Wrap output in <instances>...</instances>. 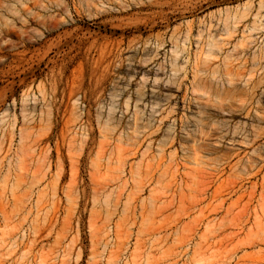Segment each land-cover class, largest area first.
Wrapping results in <instances>:
<instances>
[{
  "label": "rangeland",
  "instance_id": "obj_1",
  "mask_svg": "<svg viewBox=\"0 0 264 264\" xmlns=\"http://www.w3.org/2000/svg\"><path fill=\"white\" fill-rule=\"evenodd\" d=\"M261 211L264 0H0V264H264Z\"/></svg>",
  "mask_w": 264,
  "mask_h": 264
},
{
  "label": "bare ground",
  "instance_id": "obj_2",
  "mask_svg": "<svg viewBox=\"0 0 264 264\" xmlns=\"http://www.w3.org/2000/svg\"><path fill=\"white\" fill-rule=\"evenodd\" d=\"M23 6V5H22ZM160 38V37H159ZM159 42V41H158ZM213 46H215V45H213ZM135 48V47H134ZM145 48V47H144ZM175 49V48H174ZM154 53V52H153ZM141 80V79H140ZM229 83L231 84V83H233V82H231V81H229ZM243 85H244V91H245V93L246 94H248L249 96H250V92L252 93V94H254V90H255V88H256V85H253V86H248V84L247 83H244L243 82ZM167 94V93H166ZM252 94H251V96H250V99H251V97H252ZM206 101V100H205ZM258 110H257V108H255L254 109V112L253 113H255L256 114V112H257ZM251 113V108H249L248 106L246 107V114L247 115H249ZM257 115H258V113H257ZM259 116V115H258ZM250 117V116H249ZM260 117V116H259ZM259 119V118H258ZM243 121V120H242ZM252 126V125H251ZM251 129H252V127H251ZM255 130H256V128H255ZM249 144V143H248ZM193 146V145H192ZM194 152V151H193ZM243 153V152H242ZM260 188H261V186H260ZM261 201H259V203H260ZM260 204H262V202L260 203ZM260 204L258 205V206H260ZM262 207V206H261ZM259 209H260V207H258ZM253 209V208H252ZM251 209V210H252ZM254 212V211H253ZM261 213H264L263 211H261ZM257 213L255 212V214L254 215H256ZM253 215V214H252ZM254 217V216H253ZM254 220H255V217H254ZM257 220V219H256ZM259 220V219H258ZM263 220H264V218H263ZM244 221H245V219H244ZM243 221V222H244ZM251 221H252V219H251ZM257 222V221H256ZM255 222V223H256ZM259 222V221H258ZM257 222V223H258ZM254 226H255V224H253ZM260 226V225H259ZM258 227V226H257Z\"/></svg>",
  "mask_w": 264,
  "mask_h": 264
}]
</instances>
